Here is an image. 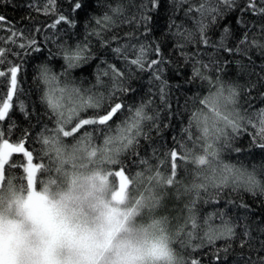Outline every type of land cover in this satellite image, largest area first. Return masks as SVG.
Wrapping results in <instances>:
<instances>
[{
  "label": "snow or ice",
  "instance_id": "snow-or-ice-1",
  "mask_svg": "<svg viewBox=\"0 0 264 264\" xmlns=\"http://www.w3.org/2000/svg\"><path fill=\"white\" fill-rule=\"evenodd\" d=\"M168 2L171 11L165 35L172 37L174 41L172 51L184 61V65L187 66L191 62L188 79H184L183 67L165 53L161 42L149 39L153 31L152 14L163 7V0H142L138 12L132 15H124V7L120 3L113 7L103 0H95L97 9L103 11H100L99 15L91 16L89 10L92 8L93 0H63L67 5L66 9L57 7L58 0H45L43 9L35 3L30 5L31 8L42 10L45 15L51 16V21L43 24L42 27L10 30L11 26L5 29L3 23H0V31H8L9 36L13 37L9 43L15 48V50L13 47L0 49V87L4 91V95L0 96V100L3 101L0 107V122L9 117L14 107L13 98L18 93V73L22 72L24 63L33 55L46 54L47 63L36 66L39 72L36 79L45 83L50 81L60 83L63 78L65 87L56 90L58 96L46 93L41 97V103L46 102L47 107L55 113L53 118L59 125V127L54 125L55 131L61 132L64 137L73 136L84 129L83 136L90 139L92 134L87 130L89 126L93 131H104L107 136L121 116L125 118L115 127L120 134L116 139H126L134 129H139L145 119L153 121L151 127L160 132V125L156 122L159 113L154 117L146 116L144 103L130 109L126 102V97L136 91L133 81L140 79L142 74L146 73L150 77L149 83L157 86L161 102L165 103V108L169 111L171 105L166 102V97L170 89L180 90L197 80L208 84L211 91L206 96H197L193 99V103L198 104V107L190 113L187 126L181 128L180 141L173 138L174 149H169L165 154L170 171V178L167 181L169 185L173 184L178 170H184L188 162L187 157L192 150L199 148L207 153V149L213 147L211 154L216 156L218 149L214 145L222 138L221 149L239 153L241 148L234 147V142L241 136L249 135L251 129L250 139L253 141V146L264 150V108L257 109L250 115H244L243 119L240 118L239 113L222 114L219 110L220 101H231L234 95L228 80L224 79L230 61L222 57L221 53L224 56L242 55L245 59L251 60L248 53L252 47L264 49V44H260L254 35L249 38L256 30L264 39V0H168ZM0 3H3V0H0ZM181 12L184 19L178 21L176 17ZM226 14H236L235 23L240 29V36L233 40L232 46H229L228 42L234 37V32L228 24ZM78 16L87 21L83 25V39L69 43L72 36L79 32ZM247 17L256 19H247ZM189 20L193 22L192 27L186 24ZM5 21L6 17L0 15V22ZM125 23L133 25L139 36L135 32L125 33L124 37L117 35L116 28L119 24ZM216 27L222 29V34L218 40H213L209 33ZM109 32L113 34L107 35ZM40 35H43V39H40ZM93 40L97 42L98 47L92 43ZM48 44L54 45V48H47ZM188 46H194V51L187 52L185 49ZM109 54L116 62L109 61ZM57 58L62 61L58 73L50 67L52 60ZM92 61L98 63L92 72L95 82L89 87H83L84 79L79 81L75 77L68 79L69 73L77 71L88 73ZM169 71L177 78L175 83H170L166 78ZM209 72L212 73V78L205 74ZM23 79L22 75L21 84ZM255 88L256 85L253 84L248 89L249 98ZM248 105L251 107V99ZM18 108L25 120L34 118L35 114L23 100L19 102ZM85 110H90V113ZM208 112H212L216 119L210 118ZM73 117H76L75 123H71ZM35 118L39 120V117ZM47 118L46 113L45 119ZM194 122L197 126L203 125V133L194 127ZM69 124L71 127L66 130L65 125ZM42 129L43 131L33 136H29L27 131H24L16 142L7 138L0 129V165L11 163L28 171L25 165L34 161V153L38 151L40 138L44 135V131H48L46 125H42ZM136 135H140L139 131ZM112 139L109 136L104 142L111 143ZM202 140H207L208 143L202 145ZM43 142L48 143V138L45 137ZM131 143L132 140L128 139V144ZM7 150L12 151L9 154ZM14 154L16 159H12ZM136 155L138 156L137 153ZM198 163L205 165L206 157H199ZM120 173L123 174V166ZM223 173L221 184L217 185L214 191L206 193L205 203L219 204L224 201L228 205L235 204L231 196L239 194L240 191L236 188H227L228 176L234 174L233 167L224 165ZM238 206L246 211L250 210L243 202ZM226 215V209H220L208 217V221L201 225L203 239L191 245L193 251L201 249L205 242L214 244L218 239L235 237L234 226L226 219ZM214 218L219 219V225L213 226L209 223ZM189 236L192 237L193 234L189 233ZM243 236L245 239L241 241V247L248 243V238L251 236L248 225L244 226ZM196 238L197 236L194 239ZM6 246L4 230L0 227V264H11L4 259ZM260 250H264V242L261 243ZM219 251L217 249L213 255L217 264H222L226 256L218 255ZM223 251L226 253L228 249L225 248ZM186 264H200V260L192 257L186 259ZM250 264H264V257L257 254V259Z\"/></svg>",
  "mask_w": 264,
  "mask_h": 264
},
{
  "label": "trees",
  "instance_id": "trees-1",
  "mask_svg": "<svg viewBox=\"0 0 264 264\" xmlns=\"http://www.w3.org/2000/svg\"><path fill=\"white\" fill-rule=\"evenodd\" d=\"M104 3L112 4L113 7L117 3H120L124 7V15H132L138 12L139 6L142 0H103ZM35 3L40 9H43L45 0H3L0 3V15L6 17L3 26L5 29H29L39 28L43 24L51 21V16H47L44 12L37 11L30 7ZM57 7H64L67 5L63 3V0H58ZM103 9H97V4L93 0L92 8L89 10V16L99 15ZM171 6L168 0H163V7L153 13V31L150 40L155 39L161 42V47L164 49L175 63H179L184 70V79L189 78L191 69V62L187 66L184 65V61L172 51L174 41L167 33V25ZM228 18V24L234 32V37L229 40V46H232L233 40L240 36V29L236 26V14H226ZM80 23L78 24L79 32L77 35L72 36L69 43H75L78 39H83V25L87 23L82 17H77ZM176 19L183 20V13L181 12ZM247 19H256L253 17H247ZM192 21H186L187 26L192 27ZM223 23V21L221 22ZM94 26V25H93ZM116 34L120 37H124L125 33L135 32L139 36V32L133 25L119 24L115 30ZM109 32L107 35H112ZM222 34L221 28H213L209 35L213 40H218ZM255 36L260 44H264V39L261 38V34L254 30L250 35ZM13 37L9 36L8 31H0V49H7L13 47L9 41ZM40 39H43V35H40ZM142 39V38H141ZM125 42V41H122ZM135 42V41H133ZM94 45H97L95 40L92 41ZM47 48H54V45L48 44ZM98 47V45H97ZM187 52L194 51V46H188L185 49ZM251 60L245 59L242 55L234 56H221L230 61L227 72L224 79L231 81H237L242 86V94L240 97V109L244 115H250L257 109L264 108V49L260 47H252L249 50ZM18 59V58H17ZM108 59L110 62H116L112 59L109 54ZM205 62L206 59H205ZM47 63V56L45 55H33L30 59H27L22 67V72L18 73V93L14 96V107L10 111L9 117L0 122V129L3 130V134L9 138L12 142H16L17 138L20 137L24 131H27L29 136H33L40 131H43L42 125H46L48 131H44V135L40 138V143L37 145L38 151L34 153V162L37 166L36 173V185L42 187L45 185L58 186L62 184L64 177L67 175L70 169L76 167L75 164L61 166L60 162V149L57 147L59 144H86L100 146L103 145L105 139L111 137L116 125L120 124V120L124 119L121 116L120 120L116 121L113 125V130L105 135L104 131H93L92 127H88V131L92 134L91 138L83 136L84 129L70 137H64L59 131H55L54 125H57L56 119L53 117L55 113L51 109L46 107L47 103H41V97L46 93H51L53 96H58L59 93L56 91L58 88L65 87L63 78L60 83L50 81L45 83L43 80H37L36 77L39 75L37 65ZM97 61H92L90 71L74 72L69 73L68 79L75 77L77 81L84 79L85 83L83 87H89L90 84L94 83V77L92 72L95 69ZM58 73L62 67V61L57 58L52 60L50 65ZM103 67V66H101ZM203 71V70H202ZM212 78V73H205ZM23 75V83L21 84L20 77ZM166 78L170 83H175V75L169 71ZM150 77L145 73L141 75L140 79L133 81V87L136 89L135 93L130 94L126 97V102L130 106V109L135 106L139 107L141 103L146 105L145 109L151 113V116H156L157 123L160 125L161 131L157 132L154 127H151L153 121L141 122L139 129H134L126 139H116L118 134L107 147L106 155L100 161L98 165H89L93 167H100L103 172L115 173L120 171L123 166V172L127 177L128 186L132 193L138 194L140 192H146L145 196L151 189V196L148 200V204L151 210L155 213L152 217L146 219V221L152 218L163 215L165 218L171 220V230L173 233V242L177 247V250L182 254L185 259L195 257L200 260V264H217L214 258V253L219 249L217 253L221 257L226 256V260L222 261V264H250L251 261L257 259V254L260 257H264V250H260L261 243L264 242V195L260 194H249L247 192H240L239 194H233L231 199L235 201V204L228 205L224 201L219 204L216 203H205L204 200L207 198L206 193L202 194L203 199L198 205V211L200 214L201 225H204L208 221V217L216 213L220 209H226V219L229 220L234 226L236 233L234 238L231 239H218L214 244H208L205 242L204 246L193 251L191 245L199 243L200 239H203V230L200 228L197 233L192 237L189 236L188 232L180 233L175 230V226L183 218V208L181 202L177 200V195L180 191V186L184 182L185 178L189 177L193 172V167L190 163L192 150L187 157V164L184 170H178L177 176L173 184L167 183L170 178L169 164L167 162L166 153L169 149H174L173 138L178 142L180 141V130L187 126V121L190 118V113L194 111L198 104L193 103V99L197 96L208 95L209 86L205 82L200 80L195 81L191 85H185L182 89L177 90L172 88L169 90V95L166 97V102L171 105V111L165 108V103L161 102L157 86L149 83ZM255 84L256 88L251 93V98L248 97V89L251 85ZM23 90H26L23 91ZM4 95L3 88L0 87V96ZM251 99V107L248 102ZM23 100L29 109L35 114L31 120H25L22 113L19 111V102ZM151 101V103H148ZM3 101L0 100V107ZM89 112L90 110H85ZM48 114V118L45 119V114ZM175 113V114H173ZM83 114V113H82ZM35 117H39L37 120ZM76 117H73L71 123H75ZM31 125V127H29ZM71 125H65L66 130ZM139 131L140 135L137 136L136 132ZM252 131L249 129V135L241 136L234 142V147L239 146L241 152L225 151V157L227 160L238 164L247 163L256 167L257 162H264V150H261L258 146H253V141L250 139ZM48 138V143H44V138ZM128 139L132 140L131 144H128ZM27 141V137H25ZM198 149V148H197ZM195 149V150H197ZM138 154V156L136 155ZM95 156V153L93 154ZM12 159H16L14 154ZM19 163V161H17ZM28 179L26 171L19 167L13 166L11 163H6L4 166L3 179L0 185V193L8 194L10 192H25L28 189ZM134 188L137 189L134 191ZM156 191H152L153 189ZM169 190V196L163 197L158 201L151 204L153 196L158 191ZM141 198H138V200ZM131 200V198H130ZM243 202L250 208L246 211L240 208L238 205ZM149 209L148 207H146ZM211 225H219L220 221L218 218H214L209 222ZM248 225L251 236L248 238V243L244 247H241V241L245 239L243 236L244 226ZM197 236L196 239H194ZM227 248L228 251L225 253L223 249Z\"/></svg>",
  "mask_w": 264,
  "mask_h": 264
},
{
  "label": "clouds",
  "instance_id": "clouds-1",
  "mask_svg": "<svg viewBox=\"0 0 264 264\" xmlns=\"http://www.w3.org/2000/svg\"><path fill=\"white\" fill-rule=\"evenodd\" d=\"M228 83L234 95L231 101L221 100L219 110L222 114L239 113L243 119L242 86L234 80ZM144 111L146 116H151L146 109ZM208 115L216 119L212 112ZM194 127L203 133L202 124L197 126L194 122ZM118 134L114 128L111 137L114 139ZM222 143L223 138L214 145L218 149L216 156L211 154L213 147H209L207 153L198 148L191 154L193 172L185 178L177 195L183 208V218L175 226L180 233L195 235L201 228L198 205L202 194L214 191L221 184L224 165L234 170V174L228 176L227 188L264 195V162H257L253 167L227 160L226 150L220 148ZM108 146L109 143L100 146L61 143L57 146L61 166L76 165L62 184L38 187L30 194L31 199L19 192L6 194L0 202V227L6 241L22 260L29 256L39 259L45 251H52L65 264L68 257L78 259L81 254L101 246L103 264H185L173 242L170 218L158 215L141 223L138 217H132L119 228L115 217L123 218L119 211L122 206L112 201V189L102 179L103 169L89 166L100 163ZM201 156L207 159L205 165L198 163Z\"/></svg>",
  "mask_w": 264,
  "mask_h": 264
},
{
  "label": "rangeland",
  "instance_id": "rangeland-1",
  "mask_svg": "<svg viewBox=\"0 0 264 264\" xmlns=\"http://www.w3.org/2000/svg\"><path fill=\"white\" fill-rule=\"evenodd\" d=\"M7 151H9L10 154L12 150H7ZM5 164L0 165V185L3 179ZM25 167L28 169L26 173H27L29 187L25 192H19V193L21 195H28L29 199H31L30 194H34L38 188L36 185L37 166L35 162L32 161L26 163ZM102 179L106 183H108L112 189L111 192L112 201L122 206L119 211H120V216H122L123 218L120 219V217H115L116 223L119 225V228H123L125 224L128 222V220L132 217H138V222L143 223L146 221L147 218L153 216L155 211L151 210L148 204V200L151 196V189H149L150 191L146 196H145L146 193L145 191L140 192L138 194L132 193V195H130L131 190L129 189L128 186L127 177L124 174V172L123 174H121L120 171H117L115 173L104 172ZM137 189L134 188V191ZM152 191H156V189L154 188ZM5 196H6L5 193H0V202L3 201ZM167 196H169V190L158 191L153 196L151 204ZM138 198L141 199L138 200ZM146 207H148L149 209H147ZM100 248L101 246H97L96 249L88 253L81 254L80 258L78 259H73L72 257H68L65 264H103L104 252L101 251ZM4 259L6 261H10L11 264H62L60 259L56 257L52 251H45L44 253L41 254V258L39 259H33L31 256H29L27 259L22 260L19 257L18 253H16L12 249L9 242H7Z\"/></svg>",
  "mask_w": 264,
  "mask_h": 264
}]
</instances>
